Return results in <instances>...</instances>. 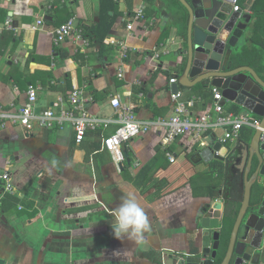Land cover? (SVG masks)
Instances as JSON below:
<instances>
[{
    "label": "crops",
    "instance_id": "crops-1",
    "mask_svg": "<svg viewBox=\"0 0 264 264\" xmlns=\"http://www.w3.org/2000/svg\"><path fill=\"white\" fill-rule=\"evenodd\" d=\"M254 2H240L245 13L249 11L243 44L251 33ZM105 3L0 0V21H11L0 42V106L16 111L26 102L32 84L38 88V112L49 107L59 110L55 103L62 99L68 106L70 91L79 87L85 97H92L85 101L86 108L100 120L81 143L68 123L55 129L37 122L30 130L12 122L0 126V175L8 169L15 188L13 192L0 190V257L6 264H180L193 247L213 242L211 236H203L208 232L202 226L203 209L216 201L224 204L232 169L222 177L214 169L220 159L195 157V162L197 136L185 133L171 144L173 162L167 154L160 158L154 177L166 178L171 185L156 198L154 181L144 176L143 168L153 162L159 148L164 149L163 131L153 128L129 142L123 167L114 163L104 145L105 137L118 127L112 104L117 95L122 102L135 105L141 120L169 119L176 114L170 80H179L184 70L178 61L187 37L179 35L176 24L170 26L172 16L163 0H118L116 11L110 12L117 19L104 46L85 36L69 38L59 46L54 43L52 31L58 25L75 17L78 28L91 26L104 16ZM141 4L145 17L135 21L130 31L128 17ZM40 19L44 24H38ZM121 41L132 49L125 60L120 56ZM211 88L180 89L181 101L196 100L193 116L212 112ZM236 105L226 103V112L235 113ZM219 130L223 131L205 133L203 140L222 139L224 131ZM224 146L228 150L221 151L226 152L228 165L238 152L248 149L238 140L224 142ZM126 195L135 196L149 221V230L138 243L116 239L111 226L112 210ZM5 201L6 209L2 207Z\"/></svg>",
    "mask_w": 264,
    "mask_h": 264
},
{
    "label": "water",
    "instance_id": "water-1",
    "mask_svg": "<svg viewBox=\"0 0 264 264\" xmlns=\"http://www.w3.org/2000/svg\"><path fill=\"white\" fill-rule=\"evenodd\" d=\"M188 9L187 47L179 51L178 66L184 68L174 83L173 93L197 85L204 89L217 87L222 91L223 104L234 102L242 109L260 117L264 128V80L251 66H235L233 54L247 30V15L233 11L234 0H180ZM181 57V59H180ZM262 129H256L248 146L244 169V194L225 251L221 239L224 204L208 203L203 209L202 226L208 230L212 244L203 245L180 260V264H264V199L251 205L253 185L264 182V143ZM126 157L129 153L123 145ZM228 150L218 136L211 143L199 142L195 157L211 161L226 159ZM129 161V158H128ZM254 172L251 174L253 167ZM123 167V164L120 165ZM218 209V210H217ZM217 210V211H216ZM222 252V254H221ZM221 260L219 261V259ZM0 264L6 260L0 257Z\"/></svg>",
    "mask_w": 264,
    "mask_h": 264
},
{
    "label": "built area",
    "instance_id": "built-area-1",
    "mask_svg": "<svg viewBox=\"0 0 264 264\" xmlns=\"http://www.w3.org/2000/svg\"><path fill=\"white\" fill-rule=\"evenodd\" d=\"M118 1V0H117ZM233 11L240 12L241 16L247 15L245 9L241 6L239 0H234ZM145 5L141 4L132 14L129 15L128 30L134 28V22L144 19ZM45 20L40 19L39 25L44 24ZM11 28V21H0V42L4 31ZM54 43L60 45L69 38L82 39L83 32L81 27H77L76 18L71 17L66 22L58 25L53 31ZM86 40V39H85ZM132 51L131 47L126 43L120 42V56L122 59H127ZM125 72V65L122 64L118 76L123 77ZM171 83H177L178 78L173 77ZM213 95L212 112L203 115L193 116L191 108L195 106L196 100L181 101L182 92L173 93V100L176 102V114L169 118H157L155 120H141L136 116L135 105L132 103H124L121 96L117 95L112 99V104L116 111V122L118 127L114 133L108 135L104 139V145L112 155L114 163L120 167L127 157L123 148L124 144H128L136 137L148 133L153 128H158L163 131L161 138L162 147L167 150L166 154L173 162L175 155L169 150L171 144L185 133L192 132L198 137L199 142L203 145L206 141L203 140L204 134L214 131L218 128L223 129V142L238 140L241 130L244 126H251L255 129H262L261 142L264 143V128L260 127L261 119L255 117L250 112L235 114L226 112L223 104L222 91L217 87H212ZM83 89L74 87L68 95V106H64V101L60 99L55 103L59 110L55 107L38 112L36 110V103L38 100V88L30 85L27 90L26 102L16 111L0 106V126L5 127L8 122L13 124H20L26 129H32L34 123L37 122L40 126L47 129L64 128L68 123L71 124L75 131V140L81 143L86 136L89 129H95L100 123V120L91 115L86 108ZM107 125V123H105ZM0 178L4 181L5 191L13 192L15 190L11 174L6 169ZM1 207V202H0ZM1 223V221H0Z\"/></svg>",
    "mask_w": 264,
    "mask_h": 264
},
{
    "label": "trees",
    "instance_id": "trees-1",
    "mask_svg": "<svg viewBox=\"0 0 264 264\" xmlns=\"http://www.w3.org/2000/svg\"><path fill=\"white\" fill-rule=\"evenodd\" d=\"M107 3L103 7V17L97 23L86 26L80 25L83 35L92 41L100 43L102 46L105 45V40L109 35L110 30L113 28L117 15L110 14L111 11L115 12L118 4L117 0H106ZM148 2L154 3L155 0H147ZM263 0H255L252 10H253V22L250 24L251 33L246 38L245 43L242 46H238L234 50L233 58L235 66H251L264 80V7L261 6ZM164 6L169 8L170 15L172 16V21L170 26L177 25L179 27V35L182 37H187L188 24H189V11L185 5L180 0H163ZM241 2V0H239ZM107 5V6H106ZM156 10V9H155ZM211 92V91H210ZM212 93V92H211ZM213 96V95H212ZM235 114L241 113V107L239 105L235 106ZM259 118V116L255 115ZM256 129L251 126H244L241 130L238 141L249 146L252 137ZM230 142V141H229ZM170 149V148H169ZM163 151V152H162ZM167 150L159 148L158 155L155 157L152 163L145 165L143 168V174L146 175L149 180L154 181L153 188L155 189L153 195L154 197L161 196L171 185V183L166 178L158 179L155 176V172L158 169V164L160 158L165 155ZM247 163V162H246ZM217 173L221 174L222 177L228 174V161L217 160ZM255 167L251 174L254 172ZM213 188V186H210ZM0 190L4 191V181L0 178ZM224 196V217L221 239L223 243V252L225 251V246L227 245L228 239L230 237L231 231L233 229L234 223L236 221L237 215L240 211L243 194H244V170L241 176H238L231 181V188L228 194L223 193ZM11 198V197H10ZM264 199V184L255 183L252 188L251 195V205L260 204ZM4 209H6V201L3 202ZM196 250L193 247L192 252ZM222 254V252H221ZM223 255V254H222ZM221 258L219 259V261Z\"/></svg>",
    "mask_w": 264,
    "mask_h": 264
},
{
    "label": "clouds",
    "instance_id": "clouds-1",
    "mask_svg": "<svg viewBox=\"0 0 264 264\" xmlns=\"http://www.w3.org/2000/svg\"><path fill=\"white\" fill-rule=\"evenodd\" d=\"M112 216L114 219L111 226L116 239L127 238L138 243L149 230L148 218L133 195H126L119 207L112 210Z\"/></svg>",
    "mask_w": 264,
    "mask_h": 264
},
{
    "label": "rangeland",
    "instance_id": "rangeland-1",
    "mask_svg": "<svg viewBox=\"0 0 264 264\" xmlns=\"http://www.w3.org/2000/svg\"><path fill=\"white\" fill-rule=\"evenodd\" d=\"M241 44H243V41H241ZM219 132L223 133L222 130H219ZM247 150L248 149L246 147L243 148L240 152L237 153L236 157L232 159L231 163H229V169H232L229 173L230 181L234 180L237 177V175L238 176L242 175L246 163V156L248 154Z\"/></svg>",
    "mask_w": 264,
    "mask_h": 264
}]
</instances>
